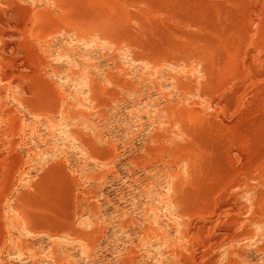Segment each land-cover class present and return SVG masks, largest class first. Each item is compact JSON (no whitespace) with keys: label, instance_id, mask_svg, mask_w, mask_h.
<instances>
[{"label":"rangeland","instance_id":"1","mask_svg":"<svg viewBox=\"0 0 264 264\" xmlns=\"http://www.w3.org/2000/svg\"><path fill=\"white\" fill-rule=\"evenodd\" d=\"M0 264H264V0H0Z\"/></svg>","mask_w":264,"mask_h":264}]
</instances>
